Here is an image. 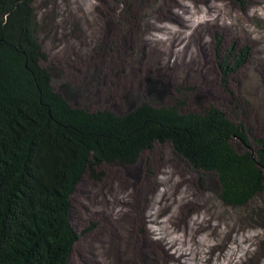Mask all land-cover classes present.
<instances>
[{"label": "rangeland", "instance_id": "1", "mask_svg": "<svg viewBox=\"0 0 264 264\" xmlns=\"http://www.w3.org/2000/svg\"><path fill=\"white\" fill-rule=\"evenodd\" d=\"M33 9L43 67L71 106L123 114L148 100L180 112L213 105L244 125L252 148L264 138V0H34ZM220 63L230 68L224 80ZM95 174L85 172L70 198L78 240L68 264H264L262 230L242 232L244 210L224 205L216 176L195 171L170 144L155 143L133 165H99ZM254 204L263 206L264 195ZM197 216L220 225L218 235L199 234L209 241L200 254ZM244 238L253 239L247 255Z\"/></svg>", "mask_w": 264, "mask_h": 264}, {"label": "trees", "instance_id": "2", "mask_svg": "<svg viewBox=\"0 0 264 264\" xmlns=\"http://www.w3.org/2000/svg\"><path fill=\"white\" fill-rule=\"evenodd\" d=\"M33 3L0 0V264H68L78 240L70 198L82 176L99 178L95 168L106 163L133 165L155 143L215 175L223 204L262 230L264 251V205L254 204L264 195V138L252 148L244 125L213 105L180 112L148 100L123 114L71 106L43 67ZM220 69L224 80L230 68Z\"/></svg>", "mask_w": 264, "mask_h": 264}, {"label": "bare ground", "instance_id": "3", "mask_svg": "<svg viewBox=\"0 0 264 264\" xmlns=\"http://www.w3.org/2000/svg\"><path fill=\"white\" fill-rule=\"evenodd\" d=\"M160 2H161V0H160ZM186 7V6H185ZM181 18L180 16H179V14H178V12H174L173 13V19H175V18ZM157 41L158 42H161V40L160 39H157ZM165 40H163L162 41V43L164 42ZM172 47H173V45H172ZM162 52V54L163 55H165V56H167V55H170V54H168L167 52H165V51H161ZM170 53L172 54L173 53V50H171L170 51ZM162 55V56H163ZM164 56V57H165ZM179 199H181L182 201H184V199H185V202H188V203H186V205H190V203H191V201L188 199L187 200V198L186 197H184V196H182V197H180ZM179 199H177V200H179ZM199 209H200V211H202L203 209H202V207H199ZM203 216H207L206 215V212H204L203 213ZM209 218V217H208ZM205 219V218H204ZM204 219H203V221H204ZM199 220V216H197L196 218H191V221H192V223L193 224H195L197 227H196V229H195V232H194V235H193V240H194V242H195V244L197 245L196 246V251H197V248L199 249V247L198 246H200L201 248L202 247H205V246H207L208 245V243L207 242H209V241H206L203 237H201V238H199V239H197V237L199 236V234H201V232L204 230V228H209L210 230H211V232L212 233H214L215 235H218V233H219V230H220V225L219 224H216V225H214V226H211V224L209 223V222H206V223H204L205 224V226H204V224H203V221L201 220V221H198ZM227 221V220H226ZM164 223V222H163ZM230 224V223H229ZM185 225H188L187 223L185 224ZM245 230H252V228L250 227V226H248V227H246L245 229H242V232H244ZM187 234V233H186ZM152 235H153V233H152ZM255 236H257V235H255ZM180 239V237L179 238H177L175 241H177L178 242V240ZM251 240H253L252 238H244V244H246L247 245V250H246V252L244 253V255H247V254H250L251 253V250H249V248L251 249ZM165 241V236H159V238H158V243H159V245L161 244V246L163 245V242ZM236 241L234 240V244H236L235 243ZM243 242V241H242ZM241 242V243H242ZM187 245V244H186ZM240 246V245H239ZM211 247H213V245H211ZM235 248H237V247H235ZM164 249V248H163ZM167 250V249H166ZM232 250H234V249H232ZM163 251H165V250H163ZM185 251L188 253H195V251H194V249H192V248H190V247H186V249H185ZM177 252V251H176ZM179 252H180V249H179ZM182 252V251H181ZM198 252V254H200V251H197ZM196 255V254H195ZM226 255H227V253H226ZM183 255L181 254V256H180V253H179V257L181 258ZM168 258H172L173 259V261H176L177 260V258H175L174 256H171L170 254H168ZM241 259V258H240ZM258 259V263H261L260 262V260L262 259H260V258H257ZM260 259V260H259ZM167 260H169V259H167ZM190 260V259H189ZM171 261V260H170ZM176 263H178L177 261H176ZM237 263V262H236ZM236 263H234V264H236ZM178 264H181V263H178ZM230 264H233V262H231Z\"/></svg>", "mask_w": 264, "mask_h": 264}]
</instances>
